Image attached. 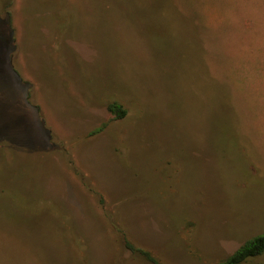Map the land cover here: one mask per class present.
Here are the masks:
<instances>
[{"label":"rangeland","instance_id":"obj_1","mask_svg":"<svg viewBox=\"0 0 264 264\" xmlns=\"http://www.w3.org/2000/svg\"><path fill=\"white\" fill-rule=\"evenodd\" d=\"M9 2L0 264H217L264 234V0Z\"/></svg>","mask_w":264,"mask_h":264},{"label":"trees","instance_id":"obj_2","mask_svg":"<svg viewBox=\"0 0 264 264\" xmlns=\"http://www.w3.org/2000/svg\"><path fill=\"white\" fill-rule=\"evenodd\" d=\"M14 0H10L7 5H5V10L10 14L11 7L13 6ZM30 99V95L28 97V100ZM39 110V108L37 107ZM108 110L110 113L115 115L116 120H122L126 117L127 112L122 107L121 104L115 102L108 106ZM40 111V110H39ZM128 247L133 252H138L142 256H144L151 264H161L158 259H156L151 253L137 249L132 244L127 243ZM264 254V234L256 236L248 241H246L244 244H242L232 255H230L226 260L217 263V264H245L249 260L258 258Z\"/></svg>","mask_w":264,"mask_h":264}]
</instances>
